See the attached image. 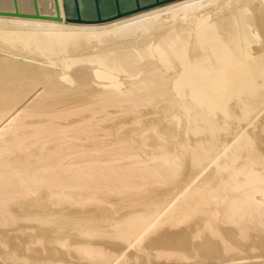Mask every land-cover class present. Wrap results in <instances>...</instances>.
<instances>
[{"label":"bare ground","instance_id":"obj_1","mask_svg":"<svg viewBox=\"0 0 264 264\" xmlns=\"http://www.w3.org/2000/svg\"><path fill=\"white\" fill-rule=\"evenodd\" d=\"M0 264H264V0L0 14Z\"/></svg>","mask_w":264,"mask_h":264},{"label":"water","instance_id":"obj_2","mask_svg":"<svg viewBox=\"0 0 264 264\" xmlns=\"http://www.w3.org/2000/svg\"><path fill=\"white\" fill-rule=\"evenodd\" d=\"M64 16L61 14V3L54 0L55 15H42L38 0H33L34 11L22 12L19 1L13 0L14 10H1V15L23 16L65 20L76 23H101L114 20L144 9H148L173 0H62Z\"/></svg>","mask_w":264,"mask_h":264}]
</instances>
